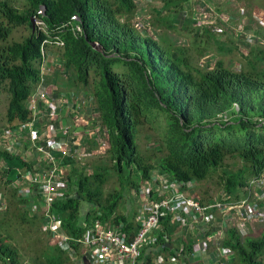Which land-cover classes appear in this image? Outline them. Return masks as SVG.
<instances>
[{"label": "trees", "instance_id": "1", "mask_svg": "<svg viewBox=\"0 0 264 264\" xmlns=\"http://www.w3.org/2000/svg\"><path fill=\"white\" fill-rule=\"evenodd\" d=\"M161 1L157 13L166 16L162 20L169 29L180 27L182 33L196 24L195 17L187 16L185 10L190 0ZM19 2L21 10L10 0H0V88L5 86L9 95L5 113L8 129L4 133V128L1 135L23 132L29 141L24 126L33 120L29 102L41 79L44 85L58 88L55 97L61 101L69 97L68 102L77 103L91 98L89 103L98 113L105 134V156L110 167L92 165V171L87 173L86 166L76 168L77 161L71 158L61 161L65 167L72 166L71 173L63 177L68 189L56 200L52 212L59 216L63 232L79 238L98 220L113 227L121 224L122 234L129 241L133 239L139 226L116 215L121 193L103 194L110 172L139 196L140 188L151 184L154 175L185 183L187 190L190 184L201 183L221 171L219 185L229 201L236 204L254 198L249 188L264 176V69L259 67L264 61L263 50L252 47L242 52L239 68L234 64L225 66L219 59L213 68L203 69L192 63L190 52L194 50L186 45L156 34L155 38L141 34L133 26L135 0H18V5ZM34 21L42 23L44 31L35 27ZM20 28H27L29 35L12 41L13 31ZM205 34L219 53L224 51L223 42ZM198 47L195 49L202 56L207 49ZM52 49L58 50L57 57L52 56ZM52 61L62 67L65 78L58 70L53 71ZM44 66L52 71L41 75ZM70 88L77 94L64 91ZM87 89L91 96L84 95ZM38 107L43 109V103ZM38 122L34 127L39 135L45 122ZM145 125L153 130L152 138H145L152 139L151 154L142 153L138 143ZM56 134L60 137L62 132ZM92 145L97 146L96 141L92 140ZM0 160L4 163L0 166L4 188L0 205L4 213L15 208L22 221L31 213L30 221L42 226L39 192L32 190L21 196L13 187L21 176L18 172L31 173L42 160L27 162L1 149ZM191 196L203 207L214 200L200 198L194 192ZM82 204L89 207L83 215ZM161 223L156 243L141 253L137 264L141 260L150 264V252L189 264L196 247L193 238L175 235L179 223L169 224V216ZM247 227L225 229L218 246L230 255L228 262L221 260L220 264H264V225L258 236L247 233L251 225ZM4 238L0 233V264H24L18 250ZM71 246L79 249L75 242ZM29 264H69V255L49 246Z\"/></svg>", "mask_w": 264, "mask_h": 264}, {"label": "rangeland", "instance_id": "2", "mask_svg": "<svg viewBox=\"0 0 264 264\" xmlns=\"http://www.w3.org/2000/svg\"><path fill=\"white\" fill-rule=\"evenodd\" d=\"M10 1L14 3L19 10H21V3L19 2L18 5V0ZM135 4L136 17L132 20V24L139 32H141V34L150 35L153 38H155L154 34H156L166 38L170 42L176 43L177 45H186L187 48L194 50L190 52L192 63L203 69L213 68L219 59L224 62L225 66L234 64L237 68L239 61H242V52H249L252 47H256L259 50L264 51V0H190L189 3L185 5V10L188 12L187 16L195 17L196 24L192 27L189 26V28L182 33H180L182 31L180 27L169 29V26H167L162 20L166 16L159 15L157 13L162 6L161 0H135ZM36 22L38 23V21ZM36 22H33L35 27L37 25ZM205 33H209L215 36V38H218L220 42H223L225 45L224 51L219 53L215 49V44H213L212 41H207ZM28 35L29 31L27 28L16 29L13 31L11 40L20 41V39L25 38ZM198 45L200 48L206 47L207 49L204 51L202 56H200L195 49L199 48ZM58 54L57 49H52L53 57H57ZM51 64L55 67L53 71L58 70L57 73L65 78V73L61 69L62 67L59 68L58 62L52 61ZM259 67L264 69V61L259 63ZM5 88V86L4 88H0V149L4 150V146L13 147L14 154L22 156L27 162L32 161L33 158L36 157V154L31 146L26 147L29 141L23 132H11L12 134L7 136H5L6 134L4 136L1 135V131L4 128V133L8 129L5 113L9 95ZM37 90L38 88L36 87L33 96L37 93ZM46 90L48 92L56 93L58 88L56 86L54 87L52 84ZM64 91L73 95L77 94L74 88ZM79 93L83 95L82 91H79ZM84 95L91 96V90L87 89ZM68 98L69 97L65 98V100H68ZM71 98H73V96ZM87 98L88 102L86 99H80L76 103V106L71 102H69V104H67V102H63L59 115L62 116L63 119L66 120L65 122H67V125L72 128L70 134L75 137L73 142L76 144L79 142L81 148L85 151L89 149L90 153H88L89 155L87 157L79 159L75 162L76 168L80 169L81 167L86 166V172L89 173L92 171V165L98 166L100 164H105L107 167H110V162L105 156L107 146L102 145L100 147L98 142L102 140V136L94 130L97 126L99 127L100 123L98 121V113L93 110V107L89 103L91 98ZM46 106L48 107V104H46ZM63 109L66 111V115H64V113L62 114ZM40 113L41 114L37 113L34 116V122L40 120V122L44 121L45 123H51L56 118L52 115L47 116V111L43 112V109H40ZM72 119L75 122L73 126L72 123L68 122V120L72 121ZM45 126L46 128L42 129L43 136L46 134L45 130L49 132L47 124H45ZM87 133L91 134L90 137ZM152 134L153 130L150 126L145 125L140 130L138 143L142 153L144 154H151L154 150L152 139H145L146 137L152 138ZM43 136H41V139H43ZM92 140L96 141L97 146L93 147ZM228 164L230 168H232L230 165L231 160L228 161ZM3 165L4 163L0 160V166ZM220 176L221 171H218L211 178L196 184L194 190L200 198L212 200L224 193L223 186L219 185ZM124 185L125 184L121 185L120 178L116 174L110 172L107 174V180L103 187V194L106 196L107 194L115 191L121 193L122 197L119 201L116 215L124 216L133 221L132 218L136 215L137 210L139 209L140 201L138 200V197L134 195V189ZM253 187L254 186L252 185L249 189L254 192L255 197V188L258 187ZM0 192L4 193L2 181H0ZM249 195L247 197H249ZM88 209L89 207L87 205L82 204L80 213L83 215L89 211ZM30 214L31 213H29L25 221H22L19 219L15 208H11L8 213H4V210L0 207V233L3 237H5L4 239L9 245L18 250L19 254L22 256L24 264H29L31 258L40 254V252L46 250L49 246H53V243L49 242V236L46 234L45 226H43L45 225V222H43L41 228L37 221H30L32 216ZM133 222L135 223V220ZM239 222L240 221L236 216H232L231 220L227 223V226L235 227L239 225ZM262 225H264V222L263 224L262 222L255 224L247 233L258 236L261 232ZM192 228L195 231L193 236H196V238H193V241L194 239L196 240L195 250L199 252V250H201V244L204 242V238H200L199 232H202V235L207 232L206 230L201 229L199 224ZM247 228L248 227H246V229ZM210 234H212L211 231ZM64 235L70 237L67 233ZM176 235L183 236L184 232L179 230ZM206 244H208V241ZM213 249L214 252H212ZM218 249L213 245H208V256L194 258V255H192L191 259L188 260V263L207 264L209 261H213L212 256H215ZM213 263L215 262L213 261ZM69 264L82 263L79 257H73L71 262L69 261ZM176 264L181 263H177L176 261Z\"/></svg>", "mask_w": 264, "mask_h": 264}, {"label": "built area", "instance_id": "3", "mask_svg": "<svg viewBox=\"0 0 264 264\" xmlns=\"http://www.w3.org/2000/svg\"><path fill=\"white\" fill-rule=\"evenodd\" d=\"M36 26L40 31H44L42 23L38 22ZM76 32L80 33L81 30L77 28ZM57 45L61 47L63 43L57 42ZM49 71L52 69L44 66L41 75H45ZM48 87V85H44L43 79H41L37 86V93L32 96L29 102L33 120L24 126L30 141L27 147H32L36 154L34 158L42 160L38 161L42 163L34 168L31 173L21 175L14 181L13 187L21 196L30 194L32 190L39 192V205L44 214L46 234L52 238L55 244L66 245L69 241L77 243L78 246L86 250L84 255L88 264H137L141 253L148 252L156 243L158 233L162 230L161 221L165 216H169V224L179 223L181 228L186 227L188 229H193L192 227L199 224L201 229L214 233L210 238L216 236L220 239L224 237L225 229L228 227L227 223L232 216H236L240 221L239 225L235 227L241 230H246L248 224L264 222V176L252 182L254 187H258L255 188L256 198L244 199L233 204L229 201V196L223 193L214 198L210 205L204 207L186 192L185 183L170 182L158 179L156 176L151 184L140 188L138 196L140 209L135 216V225L137 224L139 228L132 240L129 241L125 234H122L121 224L118 227H113L109 223L102 224L98 220L87 227L86 231L79 237L80 239H73L64 235L61 221L55 213H52L56 200L62 197L68 189L67 183L63 179L65 174L61 161L66 158L77 161L89 154H86V151L79 144L73 142L69 127L62 124L64 122L61 123V119L55 114L56 109L49 106L53 103L49 102V95L52 92L46 90ZM46 102H48V107L53 110L51 114L46 115L56 117L51 123L57 122L56 124L59 126H52L51 132L41 139L42 134L39 136L34 127V116L37 113L41 114L40 109L42 108L38 107V103H43L47 107ZM63 102L69 104L68 100L65 99ZM72 103L76 106L75 102ZM94 130L102 136V140L98 142L100 147L106 146L103 139L105 134L101 130V124L99 123V127L97 126ZM58 131L62 132L61 138L56 134ZM7 135H11V133H7L5 136ZM4 147L5 151L13 153V147ZM0 207L2 210L4 209L2 205ZM214 212L220 215L219 219L215 220V217L212 216L211 213ZM194 241L196 244V240ZM229 255L228 250L218 249L212 259L215 263L209 261L207 264H220L221 260L227 261ZM159 257L156 260L150 257V264L161 263L162 260ZM174 260L172 258V262Z\"/></svg>", "mask_w": 264, "mask_h": 264}, {"label": "crops", "instance_id": "4", "mask_svg": "<svg viewBox=\"0 0 264 264\" xmlns=\"http://www.w3.org/2000/svg\"><path fill=\"white\" fill-rule=\"evenodd\" d=\"M52 85V84H51ZM51 85H48V86H51ZM63 101V100H62ZM62 101H61V99H59V98H56L55 97V92H53L51 95H49V102H52L53 104H49V106H52L54 109H56V111H55V114L61 119V123L62 122H64V123H62V124H64V125H66V126H68L67 125V122H65L66 120H64L63 119V117L62 116H60L59 115V112H60V109L62 108ZM46 104H48V103H46ZM47 111V114H51L52 112H53V110L51 109V108H49V107H45L44 106V104H43V112H46ZM64 113V115H66V111H64V109L62 110V114ZM68 122H70V123H72V126H73V124H75V122H74V120L72 119V121H70V120H68ZM57 122H55V123H45V124H47V126H48V130H49V132H51V127L52 126H59V124H56ZM38 124L39 125H41V124H43V122H38ZM45 124L41 127L40 126V133H39V136L42 134L41 133V131H42V129L44 128H46V126H45ZM77 125V124H76ZM69 127V126H68ZM69 132L71 133V130H72V128L71 127H69ZM48 131H46L45 130V133L47 134V133H49ZM45 134V135H46ZM45 135L43 136V134L41 135V136H43V137H45ZM71 135V138H72V140L73 139H75V137H73L72 136V134H70ZM87 135L90 137V135L91 134H89V133H87ZM40 136V137H41ZM62 137V135L60 136V138ZM77 144H79L80 145V143L78 142ZM37 159H33L32 161H29V162H34V161H36ZM64 161H65V159H64ZM63 165V164H62ZM36 165H34V167H35ZM64 167H63V170H64V174H65V177L69 174V173H71V170H72V166H66L65 167V165H63ZM68 169H69V171H68ZM19 174H21V175H24V173H22V172H19ZM157 175H154V178L156 177ZM26 184V183H25ZM194 185H192V184H190L189 186H187L186 187V192H188L190 195H191V193H195V194H197L196 193V191L194 190L195 189V186H196V184L195 183H193ZM0 197H2V193L0 192ZM138 197V196H137ZM1 199H3V198H1ZM138 200L140 201V198L138 197ZM5 204H6V202H5ZM140 206V205H139ZM139 209H140V207H139ZM138 209V210H139ZM4 210V209H3ZM137 210V211H138ZM212 214V216H214L215 217V220H217V219H219L220 218V215L219 214H217V213H211ZM135 216L136 215H134V219H133V221L135 220ZM58 217V219L60 220V218H59V216H57ZM61 221V220H60ZM62 223V222H61ZM258 222H255V223H253L252 225H251V228H253V226L255 225V224H257ZM44 226V225H43ZM41 228H42V226H41ZM183 231L184 232V235L182 236V238H188V237H191V238H196V236H193V234H195V231H194V229H188V228H181L180 226H178V229H176V231L174 232V234L176 235V233H178V231ZM200 234V236H201V238H204V242L201 244V250H199V252L198 251H196L195 250V253L193 254L194 255V258H196V257H203V256H205L204 254H206L207 255V246L208 245H213L214 247H216L217 249L219 248L220 249V246H218V243H220V238H216V236L215 237H212V238H210V236H213L214 235V233H212V234H210V232H207V233H204V235H202V232H199ZM174 236V235H173ZM49 239V242H51V243H53V246L52 247H58V248H60L61 250H63V252H67V254L69 255V261L71 262V260H72V258L74 257H79V259H80V261H81V263L82 264H85V261H86V258H85V253H86V250L84 249V248H82L81 246H79V249L78 250H75L74 249V247L73 246H71V244H72V242L70 241V242H68V244H66V245H62V244H55L54 242H53V240H52V238H48ZM75 239H80V238H75ZM195 240V239H194ZM208 241V244H206V242ZM167 246L169 245L168 243L166 244ZM221 249H223L222 247H221ZM220 249V250H221ZM212 252H214V249H213V251ZM150 254V257H153L155 260L157 259V257L158 256H160L159 258L162 260V261H167V263L168 264H176V260H174L173 262H172V258L170 257V256H166V257H162V254H155V253H153V252H150L149 253ZM87 262V261H86ZM141 263H143L142 262V260L139 262V264H141ZM223 264H226V262L225 261H223Z\"/></svg>", "mask_w": 264, "mask_h": 264}, {"label": "water", "instance_id": "5", "mask_svg": "<svg viewBox=\"0 0 264 264\" xmlns=\"http://www.w3.org/2000/svg\"><path fill=\"white\" fill-rule=\"evenodd\" d=\"M41 11L43 12L44 11V8H41ZM92 46H97V45H92ZM85 264H88L86 261H85Z\"/></svg>", "mask_w": 264, "mask_h": 264}]
</instances>
